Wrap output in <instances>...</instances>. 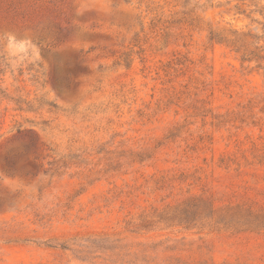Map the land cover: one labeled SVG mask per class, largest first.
Here are the masks:
<instances>
[{"label":"rangeland","instance_id":"1","mask_svg":"<svg viewBox=\"0 0 264 264\" xmlns=\"http://www.w3.org/2000/svg\"><path fill=\"white\" fill-rule=\"evenodd\" d=\"M0 264H264V0H0Z\"/></svg>","mask_w":264,"mask_h":264},{"label":"trees","instance_id":"2","mask_svg":"<svg viewBox=\"0 0 264 264\" xmlns=\"http://www.w3.org/2000/svg\"><path fill=\"white\" fill-rule=\"evenodd\" d=\"M243 33L237 31V30H227V31H210L209 34V40L217 43H222L228 47H233L236 52H241L240 60L242 62H249L254 58V54L252 52H247L245 49H243V44L241 43L240 46H238V43L242 41ZM183 214L186 215L187 219H189L192 215L187 216L188 209L187 206L181 209Z\"/></svg>","mask_w":264,"mask_h":264}]
</instances>
